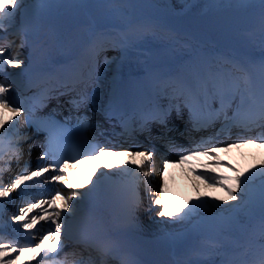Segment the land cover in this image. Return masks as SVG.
<instances>
[{
	"label": "snow or ice",
	"instance_id": "snow-or-ice-1",
	"mask_svg": "<svg viewBox=\"0 0 264 264\" xmlns=\"http://www.w3.org/2000/svg\"><path fill=\"white\" fill-rule=\"evenodd\" d=\"M23 6V0H0V30L7 31L5 24L14 26L16 15ZM260 7L262 54L258 88L252 86L251 74L242 66L236 67L241 73L240 80L246 85L243 89L239 84L224 88L213 82L211 86L205 83L199 89H193L183 82L177 83L173 89L174 99L180 101L176 110L179 112L185 107L189 110L191 128L199 131L217 122H220L221 128L213 136L194 141L191 148H183L169 140L168 147L175 152L176 158L162 157L159 172L161 184L156 192H153L151 182L155 171L153 149L121 148L116 151L107 144L93 143L85 136V132L93 127L86 116L76 117L74 129H68L52 119L31 121L28 118L31 109L15 93L13 84L8 79H0V264H69L68 256L73 257L70 264H108L107 257L112 254L116 241L107 236L78 240L76 243L82 244V251L64 253L63 257L60 255L66 246V216L73 212L74 201L86 194L81 190L89 185L95 187L96 178L104 175L105 170H115L128 177L125 205L132 219H135L134 213L141 205V183L150 205L157 206L156 214L162 219L190 220L200 210L220 207L231 214L220 221V229L224 231L253 202V187L257 182L260 204L264 210V156L253 157V162L247 166L234 164L220 156L221 152L230 153L233 149L249 146L264 149V0H260ZM13 45L15 41L8 40L7 47H0V73L5 72L7 67L19 68L24 64L19 52L15 55L9 53ZM22 46L23 43L19 45ZM100 50L94 46L93 54H98ZM82 99L74 100V106L79 108ZM169 114V109L157 107L136 123L142 131L150 123L160 124L171 131L167 127ZM21 115L25 123H36L37 131L48 133L46 146L37 157L35 168L25 162L10 182L5 183L4 176L12 171L13 161L19 166L23 157L20 145L27 136L17 127ZM120 122L125 133L133 131L129 120L122 118ZM233 129L239 130L236 140L217 142V137L225 133L230 136ZM109 156L123 159L119 164H112L106 159ZM41 162H44L43 166ZM176 165L189 176L197 193L187 201H176L167 191L166 174L170 166ZM224 168L228 171H223ZM45 185L55 187L54 195L41 194ZM217 189H222L226 195L212 196L210 192ZM13 193L19 196L20 203L16 205V212L10 220L5 221L3 209L9 202L16 203ZM228 243L227 239H218L210 241L209 246L224 249ZM256 247L258 260L226 259L221 264H264V213L259 222ZM25 252L32 255L22 260L20 256ZM119 264L138 262L122 260Z\"/></svg>",
	"mask_w": 264,
	"mask_h": 264
},
{
	"label": "rangeland",
	"instance_id": "rangeland-1",
	"mask_svg": "<svg viewBox=\"0 0 264 264\" xmlns=\"http://www.w3.org/2000/svg\"><path fill=\"white\" fill-rule=\"evenodd\" d=\"M25 1L26 0H23V2ZM108 1H110L111 4H108ZM145 1H155L158 5L168 6L170 8V12L167 13V15H170V17L182 14L188 10L201 12L205 9L214 10L227 5L244 7L246 9L255 8L258 11V17L248 31H237L232 34L231 41L225 49L226 53L222 55H216L213 53V56L209 54L210 57H206L204 56V53H208V49L205 47L202 48L201 46L202 43L205 44L208 40L203 35L202 31L190 33L185 32V34L179 31H173L170 33L168 32L166 35V31L162 29V27L166 26V22L164 20L142 17V15L147 13L146 9L137 10L136 15L138 16L133 22H131V19H127L119 15V11L114 12V10H117L119 6H114L115 3L119 2L118 0L115 3L113 0H94L92 5L87 6L85 4V0H55L53 2L55 7L52 6L49 11L55 12L58 9H62L64 12L63 14L66 13L65 15L68 16L67 18L70 20L67 23V30L69 32L73 30L74 25L84 22L87 29L82 30L81 32L78 31V38L89 42L91 34L97 32L98 38L102 39L101 44L98 47L102 50L105 47L104 36L109 37L112 33H114L115 36L111 38L112 44L117 47L116 51L112 54L114 59L120 57V55L122 59L126 58L130 65L127 74H129V71L137 69H143L142 71L146 72V69L149 67L151 70L149 71V79L145 78L143 81V83L149 88L152 87L153 82L161 77V72L164 73V71H167V74L174 73L177 77H179V79L183 78L189 83L191 80L196 81V79H199L201 82L209 84V86H211V83L213 82L224 88H230L239 84L240 88L243 89L246 85L240 80L241 73H239L237 71V67H235L238 60L235 58L234 53L245 58L244 66L249 69L251 77L255 82L253 87L258 88L260 81L259 61L262 54L261 7L259 0ZM56 7L58 8L56 9ZM91 14L95 16H92ZM132 15L135 14H131V16ZM99 21H103L104 24H99ZM5 27L7 29L9 28L7 24H5ZM60 29L61 28L59 27L58 30ZM88 29H92V31L88 32ZM1 32H3V30H0V33ZM59 39H61L60 36L58 37V40ZM10 40L15 41V46L21 45V43L18 44V41L15 38H11ZM186 42H189L190 45L186 44ZM215 46L216 45H211L212 51ZM0 47H7V44H2ZM61 48L63 52L68 49V47ZM18 49L20 51V58L24 59L26 56L25 46L23 45L22 47H18ZM102 50H100L98 54ZM151 50H154L155 53H151ZM163 50L166 52L170 50V52L164 55L165 52ZM234 50H237V52ZM161 51L163 54L159 55ZM98 54H91L92 63L89 65L87 71L89 70L92 73L96 71L98 75H102L104 80H108L106 77L111 74L110 68L106 67L102 74H99V71L97 70L99 62L105 57L104 53H102L99 57ZM157 54L159 56H156ZM104 84L105 87L101 92L103 101L107 100L104 96H109L110 94V82ZM83 85L85 86L84 83ZM90 94L92 95L91 92ZM23 99L24 102L27 103L25 97H23ZM168 99L169 98H166V102ZM55 114L58 115V113ZM77 116H83V112L72 116L74 122H76L75 118ZM93 127L90 129H93ZM20 128L22 131L25 129V126L23 125ZM36 131L37 130H34V132ZM100 131L103 133L105 128H100ZM183 138L186 137L182 135V140L180 139L182 142ZM135 150L137 149L135 148ZM138 150H143V148L140 147ZM233 151H235V149H233ZM168 153H170L171 157L176 158V154H173L174 151L169 148ZM41 154L42 152H37L31 159L36 160L37 156ZM257 156H264V153H258L257 155L253 153L248 155L242 153L241 155L225 157L224 160L231 161L232 163L239 164L240 166H247L253 162V157ZM23 159L24 157L20 161H23ZM161 159L162 158L158 159L160 165ZM41 166H43V164H41ZM223 171L227 172L228 169L224 168ZM159 172L160 166L157 167L153 176L160 177ZM13 174L14 171H11L9 178L12 177ZM175 179L178 180L177 183L180 189L177 191H180V193H178L175 188H172L171 194L175 197L176 201H187L190 197L197 195L192 183L190 182L186 185L183 184L182 178L176 172ZM140 186H142V183ZM159 186L160 185L155 187L153 192H156ZM52 188H54L53 185H45L41 190V194L54 195L55 190ZM189 189L191 192L187 193L186 190ZM210 194L212 196L226 195L222 189L211 191ZM34 195L36 194L34 193ZM253 195L255 197L253 202L247 205L243 211L239 213V218L234 220L230 225L226 226L224 231H221L220 229V221L222 218L228 217L231 214L226 212L224 208L220 207L200 210L199 213L193 216L190 220L184 221H173L168 220L167 218L162 219L159 216L146 217L143 222L139 219H128L121 231L126 233H128V231H132L138 238L135 242H139L152 251L157 252V254H159L162 258V261L164 260L163 257L165 256V253L169 250L170 254L168 257L173 260L172 262L174 264H221V261L226 259L237 261H255L259 259L256 244L259 236V222L262 213H264L259 199L258 182L257 185L253 187ZM17 197L19 198V196ZM245 200H247V197ZM19 203L20 202H16L15 204L8 206L7 209H10L12 213L13 211L15 213L16 205ZM150 209L153 208H150L149 204L148 206H142V213H146V211ZM116 211L117 210H115V212ZM203 213L208 216L209 220H207L206 216L204 218L201 216ZM72 215H77V213H74L73 210ZM68 217L66 219H68ZM120 218L123 223L122 215ZM80 223L82 224V221H80ZM82 225H84V223ZM69 233L70 232L68 231L65 233L66 246L61 253L67 251L69 248L68 243L72 242V234L70 235V238ZM228 237L235 238L227 244L229 246L227 252L224 249H216L209 246L210 241L225 239ZM198 238H201L202 241L198 240ZM60 255L63 257V254ZM33 264H35V262H33Z\"/></svg>",
	"mask_w": 264,
	"mask_h": 264
},
{
	"label": "bare ground",
	"instance_id": "bare-ground-1",
	"mask_svg": "<svg viewBox=\"0 0 264 264\" xmlns=\"http://www.w3.org/2000/svg\"><path fill=\"white\" fill-rule=\"evenodd\" d=\"M50 3H51L50 0H47L45 2L44 7L37 9L41 15H49L46 13V11L48 8H50V6H51ZM50 16H52L56 19V21H57L56 26H58V25L62 26L65 22L68 21V18L66 16L61 15V14L50 15ZM43 28H45V27H43ZM43 28L42 27H39L38 29L36 28L35 34L32 35L33 40L26 45L30 48V53H35V52L37 53L38 50L43 48L44 44L46 43L47 40L45 41V37L51 36V35H46V32H42ZM47 28H49V27H47ZM55 41L56 40L54 38V42ZM36 47H37V49H35ZM63 47H67V44H64ZM18 51H19L18 47L13 48V50L9 49V53L11 55H15ZM46 51L51 52L50 54H48L46 56V58L50 57L51 58L50 60H52L53 58H56L59 55L60 56L62 55L61 48H59V44L57 45V43L53 49H51V50L47 49ZM43 55H44V53H40L39 55H37V57H40ZM111 58H113V59H111ZM43 61L46 62V60H43ZM106 67L110 68V70H111V74L106 77V78H108V80H104L102 75H98V73L95 72V73L91 74V76H92L91 79H94L95 84H93V86H91V87H87L88 90L91 91V93L93 95L101 97V92H102L103 88L105 87L104 83L107 84L110 82V84L114 87L113 89L110 90L111 95L117 94V97H119V96L121 97V95H123V101H122V102H124L123 106L126 104L127 105L132 104L131 112L133 114L135 113V115H136V118H135L134 115H127L126 114L122 118L130 121V123L133 126V131L136 130V133H141L142 130L139 129L138 123H136V122L140 121L142 116H145L144 110H143L144 108L140 104L135 105L133 103H135V101H136L135 100L136 96H138L137 97L138 100L144 99L145 101H148L151 97L150 92L149 91L147 92L145 84L143 83V79L146 77V73H140V72L138 73V69H137L134 71H129L128 73H130V75H126L127 71L129 70L130 65H129L128 61L126 60V58L122 59L121 55H120V57H117L114 59V57L112 55L108 54L107 57L105 59H103L99 64V67H98L99 74H102L105 71ZM133 67H138V66H133ZM131 74H135V77H132ZM0 79H6V78L3 76H0ZM13 85H15V86H13L15 93L18 94L21 87L19 86V84L14 83V82H13ZM64 90H66V88L62 87L59 89V92L57 93L58 97H60V98L64 97V95L66 94V91H64ZM18 95H20V94H18ZM80 97L81 96L80 95L77 96L76 93L73 97L70 96V98H72V100L74 98H76L74 100H78V99H80ZM20 99H21V95H20ZM150 100H153V99H150ZM114 101H116V99ZM82 103H85L84 98L82 99L81 105H83ZM26 105H28V104H26ZM47 106H50V104H47ZM28 107L31 109V111H30L31 115L28 117L31 121L42 122V121H47V118H48V120L49 119L55 120L53 115L51 117H49V115L45 116L41 113L40 109H37L36 107H33L32 105H28ZM111 109H112L111 107L107 108L105 110V112L109 111ZM76 110L77 109L75 107L72 108V112L73 111L76 112ZM180 110H182V109H180ZM140 111L143 114H141ZM61 113L62 112L59 111V115ZM179 113H180V111H179ZM187 113H188L187 120L189 122V110H188V112H186V114ZM8 115H10V113ZM131 116H134V117H131ZM66 118H68V116ZM128 118H131V119H128ZM168 124H171V122H169ZM22 125H24L26 127L24 132H22V133H24L27 137H30V136L40 137L43 135V133H45V131H37L36 134L35 133L33 134L32 131H34V129H36V123H31V124L25 123V120L21 115V117L18 118V120H17V127L20 129V127ZM176 125H177L176 122L175 123L172 122V124L170 126V129H171L170 132L174 136V139L172 142L177 144L179 142H178V136H177L178 128ZM188 130H189L188 133L193 137V141H192L191 146H193L194 141H197V137L199 135L205 134L206 137L215 135L213 127H208V128L197 131V130L192 129L191 125L189 123ZM150 131L153 133L151 135L153 137H156L157 135L162 136V137H159V139H163V137L167 133V129H165L164 127L153 128L151 126ZM237 135L238 134L236 132V129H233L230 136L228 134H225V135L221 134L219 137H217V142L218 143H224V142L230 143V142L236 140ZM105 141H106V144L108 146L112 147L113 150H116V151H119L122 146H128L130 144L129 142H131L130 140H126L128 142L112 144L109 140L108 141L105 140ZM93 143H96L95 140H93ZM162 148L165 149V151L163 150V152H166V147L162 146ZM154 153H155L154 161H155V170H156V168L158 166H160L158 159L160 157H163L164 155L157 149L154 151ZM242 153L247 154V155L253 153V154L257 155L258 153H264V149L258 150L257 148L249 146V147H243L239 150L235 149V151L232 150L228 154L221 152L220 156L222 159H224L225 157H232V155L233 156L241 155ZM28 154L30 155L31 152ZM165 157L171 158L170 155H168V154H166ZM106 159L112 164H119L123 158L122 157L109 156ZM20 166H22V165L19 162V166H17V164H15L14 166H12V169L20 170ZM31 166H37V163H35V165L31 164ZM175 172L182 178L183 184L186 185L187 183H190V182L192 183V180L182 172L181 167L179 165L170 166L166 176H167V191L169 192V194L171 196H172L171 191H172L173 187L177 190L180 189V187H178V183H177L178 180L175 179V174H174ZM7 175H8V173L5 176H7ZM106 175L108 176V178H107L108 181H102L103 180L102 177L105 176V178H106L107 177ZM112 175H115L116 177H122L124 180L123 184L115 186V184H114L115 180L113 179ZM11 179L12 178L8 179L7 177H5L4 182L8 183V182H10ZM96 180H97V182L95 184V187H92V185H89L86 187V189L81 190V191L86 193V200H85V202H82L83 207L81 206L82 208L79 210L78 218L84 220V222L86 223V225H85L86 231L85 232L91 233L94 236V238L100 237V234L107 235V237L111 238L113 236L112 233L116 234V232H119V229L122 228L123 225L125 224L124 222H127L128 219H132L130 217V215L126 209V205H125V188L127 185L128 177L122 176L114 170H111V171L105 170L104 175L98 176L96 178ZM73 181L75 182V177H73ZM79 182L83 183V180H80ZM151 182H152L153 188H155L156 186L160 185L161 179L158 176L152 175ZM52 189L55 190V187ZM100 191H105L110 195L109 204H111L113 206V209H115V208L119 209L117 215H111V219L114 220V224L116 226V230H115L116 232L113 231L112 228H114V226L111 224L109 219L107 220V226L101 227L99 219H96V215L91 212V205L96 202V196L98 195V193ZM139 191H140V196H141V205L136 210V212L134 213L135 219H139L141 222H143V220L146 217H149V216L158 217V215L156 214V207L157 206H151L150 205V201H149L148 195L144 191L143 184H142V186H140ZM186 192L190 193L191 191L189 189ZM12 196L15 198L16 202H20V198L17 197L18 195L16 193H13ZM12 204L13 203L9 202L5 207L6 209H4L5 215L3 216V219L5 221L10 220L11 216L14 213V211L12 213V211L10 209H7V207L12 205ZM148 204L150 205V208L152 207L153 209L147 210L146 213L145 212L142 213V206H146V205L148 206ZM73 208H75V206ZM69 215H72V213ZM121 215L123 218V223L121 222V220H120L121 218L119 217ZM76 218H77V216L74 217L73 215L70 216V218H68V220H67L68 229H72V228L78 226V223L76 222ZM208 220H209V218H208ZM135 230H136V228H135ZM71 233L73 234V232H71ZM117 237L119 238V242H118V245H116L115 247L122 248V246H123L125 249H128L127 245L125 244V241L129 242V241H137L138 240V238L136 237V234H133L132 231H128V233H126V232H122L121 234L118 233ZM198 240L202 241L201 238H198ZM70 244L71 243H68V245H70ZM73 251L74 250H71V252H73ZM71 252L68 251V253H71ZM128 254L131 255L130 253H128ZM169 254H170V251L167 250V253H165V257H164V260L166 261L165 264H174L172 262L173 260L168 257ZM30 255H32V253L25 252V253L21 254L20 258L23 260V259H26ZM67 259L69 262H71L70 260L73 259V257L68 256ZM127 260H130V259H127ZM132 260H135V259H132Z\"/></svg>",
	"mask_w": 264,
	"mask_h": 264
},
{
	"label": "water",
	"instance_id": "water-1",
	"mask_svg": "<svg viewBox=\"0 0 264 264\" xmlns=\"http://www.w3.org/2000/svg\"><path fill=\"white\" fill-rule=\"evenodd\" d=\"M255 17V10L247 11L240 8L226 7L223 10L201 15L186 13L181 16V19L193 28L204 29L212 38L226 46L231 33L237 29L246 30L250 28ZM140 251L142 258L156 257L153 252L142 245H140Z\"/></svg>",
	"mask_w": 264,
	"mask_h": 264
}]
</instances>
